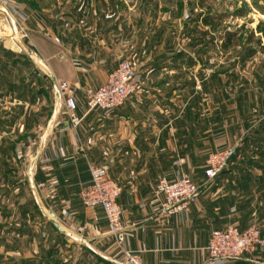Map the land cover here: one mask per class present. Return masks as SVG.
I'll return each mask as SVG.
<instances>
[{
  "label": "crops",
  "instance_id": "crops-1",
  "mask_svg": "<svg viewBox=\"0 0 264 264\" xmlns=\"http://www.w3.org/2000/svg\"><path fill=\"white\" fill-rule=\"evenodd\" d=\"M75 1L58 0L55 14L51 8L25 10L15 3L19 11H13L25 24L28 41L0 39V156L9 161L10 156L14 160V155H32L33 144L39 143L40 160L30 180L35 189L38 186L40 203L48 193L41 185L49 182L54 201L45 203L56 208L52 212L62 227L44 219L42 235L34 217H25L26 205L23 215L15 216V203L4 202L0 196V264H122L102 209L83 206L77 196L90 180V164H102L120 186L116 202L127 225L124 247L137 253L143 263L264 264V246L234 261L208 259L205 245L212 229L230 223L246 227L235 221L236 196L244 188L238 180L205 185L203 170L191 173L195 156L186 144L177 146L176 109L161 103V89L144 84L160 73L141 72L140 86L119 106L87 109L85 89L103 83L124 57L122 49L128 48V31L134 27L129 17L134 12L137 16L139 5L138 0ZM32 47L46 62L51 78L70 85L76 114L81 117L78 126H71L65 108L56 103V122L46 133L44 146L43 64L33 61L28 52ZM52 91L58 99L56 90ZM17 172L0 170V192L5 187L8 193L19 190ZM181 175L192 176L199 193L171 213L165 194L156 186L161 176L172 181ZM39 201L34 204L41 213Z\"/></svg>",
  "mask_w": 264,
  "mask_h": 264
},
{
  "label": "rangeland",
  "instance_id": "rangeland-1",
  "mask_svg": "<svg viewBox=\"0 0 264 264\" xmlns=\"http://www.w3.org/2000/svg\"><path fill=\"white\" fill-rule=\"evenodd\" d=\"M57 2L0 0V20L9 27L0 39L24 44L28 41L16 4L20 9L43 7L57 13ZM137 5V16L134 12L129 17L136 33L128 31L129 46L122 49V59L129 60L137 79L141 72L160 73L158 78L145 79L144 84L161 89V103L176 109L177 146L186 144L195 156L191 173L203 170L205 185L239 181L244 190L236 196L239 209L235 221L246 226L254 224L264 232V0H138ZM186 6L191 14L189 20L184 19ZM226 31L235 34L236 43L227 49L223 47ZM18 49L23 50L20 46ZM28 49L33 61L43 64L44 146L46 133L56 122V103L63 110L65 107L55 100L52 90H56L57 80L51 78L46 62L40 60L33 47ZM234 145L237 148L232 162L208 180L204 168L209 156L230 151ZM36 147L39 143L33 144L32 155H14V160L10 156L9 161H3L0 156V170L18 171L15 181L21 186L10 193L2 188L0 196L4 202L15 203V216H22L26 205L25 217L33 216L43 235V221L53 219L50 211L56 208L46 205L54 201L49 182L41 185L48 193L40 203L38 186L36 190L31 181L40 160ZM222 173L225 174L221 176ZM174 178L173 181L179 177ZM189 178L192 180V176ZM35 201H39L42 214Z\"/></svg>",
  "mask_w": 264,
  "mask_h": 264
},
{
  "label": "built area",
  "instance_id": "built-area-1",
  "mask_svg": "<svg viewBox=\"0 0 264 264\" xmlns=\"http://www.w3.org/2000/svg\"><path fill=\"white\" fill-rule=\"evenodd\" d=\"M140 81L136 78L134 69L128 59H122L108 74L106 80L97 87L85 89V103L88 110L99 108L108 110L123 104L131 97ZM57 100L65 107L71 126L76 127L81 117L76 114L77 103L71 88L66 81L55 83ZM229 151L219 152L209 156L204 168V176L210 180L227 165ZM90 180L80 189L79 199L83 206L100 207L107 221V232L117 245L123 260L122 264H145L139 255L124 247L127 225L120 218L121 209L116 202L121 188L111 179L103 166L89 165ZM157 191L165 194V206L169 212L182 209L193 201L199 193V186L187 175H181L176 180H168L161 176L157 183ZM264 246L261 230L256 225L239 228L230 223L223 228L212 229L209 233L205 251L211 261H234L253 252L256 247Z\"/></svg>",
  "mask_w": 264,
  "mask_h": 264
},
{
  "label": "water",
  "instance_id": "water-1",
  "mask_svg": "<svg viewBox=\"0 0 264 264\" xmlns=\"http://www.w3.org/2000/svg\"><path fill=\"white\" fill-rule=\"evenodd\" d=\"M190 17H191V14L189 13V7L186 6V7H185L184 19H185V20H189ZM28 52H29V53H32L31 50H28ZM234 151H235V148H232V149L229 151L228 156H227L226 163H229V162H230L231 157H232ZM50 214H51V216H52V218H53V219H51V220H52V222L54 223V225L62 229V227L58 224V222H57V220H56V216H55V214H54L52 211H50Z\"/></svg>",
  "mask_w": 264,
  "mask_h": 264
},
{
  "label": "trees",
  "instance_id": "trees-1",
  "mask_svg": "<svg viewBox=\"0 0 264 264\" xmlns=\"http://www.w3.org/2000/svg\"><path fill=\"white\" fill-rule=\"evenodd\" d=\"M234 37H235L234 33L229 32V31L225 32V39H224L225 41L223 42V47L225 49H227L231 46H234L236 44L234 41L235 40Z\"/></svg>",
  "mask_w": 264,
  "mask_h": 264
},
{
  "label": "bare ground",
  "instance_id": "bare-ground-1",
  "mask_svg": "<svg viewBox=\"0 0 264 264\" xmlns=\"http://www.w3.org/2000/svg\"><path fill=\"white\" fill-rule=\"evenodd\" d=\"M6 28L9 29L8 25L5 24L2 20H0V34H2V32H4V31H7Z\"/></svg>",
  "mask_w": 264,
  "mask_h": 264
}]
</instances>
